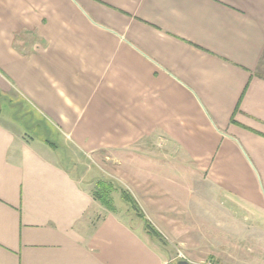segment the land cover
I'll return each mask as SVG.
<instances>
[{
  "label": "crops",
  "instance_id": "obj_1",
  "mask_svg": "<svg viewBox=\"0 0 264 264\" xmlns=\"http://www.w3.org/2000/svg\"><path fill=\"white\" fill-rule=\"evenodd\" d=\"M263 58L264 0H0V264H172L60 161L71 146L186 162L208 254L262 258L241 219L264 222ZM150 180L143 212L168 230Z\"/></svg>",
  "mask_w": 264,
  "mask_h": 264
},
{
  "label": "rangeland",
  "instance_id": "obj_2",
  "mask_svg": "<svg viewBox=\"0 0 264 264\" xmlns=\"http://www.w3.org/2000/svg\"><path fill=\"white\" fill-rule=\"evenodd\" d=\"M261 70L264 72V63ZM59 159L64 165L73 170V173L82 180L91 192L96 191L101 182H106L108 186L110 184L112 190L105 189L104 191L108 190V195H111L113 199V209L111 211L128 213L127 222L137 226L141 232H145L147 225L150 230L155 231L159 237H149V240L157 248L166 251L167 259L172 261V264L184 260L193 264H204L208 261L220 264L218 259L208 254L209 248L212 247V235L207 228H214L212 230H217V228L212 224H207V221L197 218L195 212L189 211L191 201L197 198V190L201 191L196 185L202 182L203 177L192 169L180 166L186 162H181L180 159L174 160V158L168 156L148 157L141 151V148L116 154L101 152L89 158L79 153L72 146L67 150L60 147ZM141 165L144 169L135 168ZM147 165H163L164 171L161 169L158 172L148 171L145 168ZM148 178L151 179L150 181L158 179L156 180L157 183L165 188L164 191H162V188H154L155 191H160V196L158 198L155 196L154 199H159L167 204H161L159 209L168 218L162 222L166 226H170L168 229L170 233L165 226H163L164 228L161 226V221L157 219L147 221L143 212L140 188L142 187L141 184L145 183L146 185ZM133 182L137 183L133 187L137 199L133 197L134 194L131 189ZM124 195L133 197L134 203L128 204L124 200ZM177 201L181 202V208H188V210L185 211L184 209L178 212L179 204H177ZM103 209H106V207ZM241 220L252 231H260L264 227V222H256L253 219ZM183 239L192 242L191 249L180 245L179 241ZM215 239L213 240L214 246L221 247V244H218ZM224 239L227 240L228 237L223 235L221 240L224 241ZM262 258L257 255L254 258L251 257L249 262L250 264H264V256Z\"/></svg>",
  "mask_w": 264,
  "mask_h": 264
},
{
  "label": "trees",
  "instance_id": "obj_3",
  "mask_svg": "<svg viewBox=\"0 0 264 264\" xmlns=\"http://www.w3.org/2000/svg\"><path fill=\"white\" fill-rule=\"evenodd\" d=\"M264 63V58L261 62V66L259 69V76L264 78V72L261 70L262 66ZM112 187H110L107 185L106 182H101L98 186V189L94 192H92L93 197L95 198L96 201H98L102 206L106 207L108 210H112L113 208V199L111 197V195H108L109 191L108 190H112ZM105 189H108L106 192L104 191ZM124 200L128 203V204H132L134 203V199L133 197L129 196V195H124ZM150 227L147 225V233L149 234L150 237H159L157 235V233L153 232L152 230L149 229Z\"/></svg>",
  "mask_w": 264,
  "mask_h": 264
},
{
  "label": "water",
  "instance_id": "obj_4",
  "mask_svg": "<svg viewBox=\"0 0 264 264\" xmlns=\"http://www.w3.org/2000/svg\"><path fill=\"white\" fill-rule=\"evenodd\" d=\"M177 264H192V263H190L189 261L184 260V261H179Z\"/></svg>",
  "mask_w": 264,
  "mask_h": 264
},
{
  "label": "built area",
  "instance_id": "obj_5",
  "mask_svg": "<svg viewBox=\"0 0 264 264\" xmlns=\"http://www.w3.org/2000/svg\"><path fill=\"white\" fill-rule=\"evenodd\" d=\"M204 264H218V263H215L213 261H208L207 263H204Z\"/></svg>",
  "mask_w": 264,
  "mask_h": 264
}]
</instances>
